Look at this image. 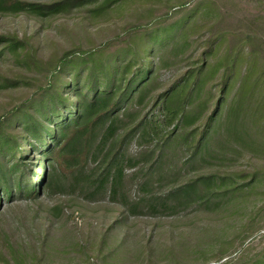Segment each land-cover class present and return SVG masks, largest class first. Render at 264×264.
Segmentation results:
<instances>
[{
	"label": "rangeland",
	"instance_id": "1",
	"mask_svg": "<svg viewBox=\"0 0 264 264\" xmlns=\"http://www.w3.org/2000/svg\"><path fill=\"white\" fill-rule=\"evenodd\" d=\"M124 2L97 15L92 9L98 1L55 17L0 15V35L27 39L34 48L30 52L37 58L31 64L9 52L0 55V76L23 81L17 88L0 90V115L36 97L33 95L48 80V70L66 52H88L107 44L110 52L118 45L114 39L125 38L129 29H157L179 22L186 15L195 24V33L183 39L188 44L166 54L150 95L128 108L133 117L126 119V127L117 135L120 143L127 132L144 123L122 149L127 205L112 201L109 194L89 198V191L93 190L85 186L86 190L75 179H68L73 182L72 187L61 180L53 189H47L45 176L37 199L17 197L5 199L0 205L2 264L6 259L28 264H216L242 257L246 262L264 249V184L252 193L221 195L209 206L193 204L168 213L147 208L151 195H164L200 175L226 172L217 170V164H186L191 153L184 142L186 134L203 126L215 108L221 71L206 81L200 97L201 101L207 100L206 115L194 125L183 126L179 120L164 122L165 113L159 108L158 97L186 72L199 67L206 41L212 37V27L248 29L264 38V0ZM204 3L208 4L201 8ZM144 126L154 135H146ZM174 130L177 137L162 148L166 136ZM198 139L199 135L194 136L192 144ZM112 143L111 140L101 148L98 144L92 146L91 158L80 174L83 180L95 169L99 173L106 167ZM39 165L37 162L35 167Z\"/></svg>",
	"mask_w": 264,
	"mask_h": 264
},
{
	"label": "trees",
	"instance_id": "2",
	"mask_svg": "<svg viewBox=\"0 0 264 264\" xmlns=\"http://www.w3.org/2000/svg\"><path fill=\"white\" fill-rule=\"evenodd\" d=\"M97 1L92 9L94 15L126 3V0L50 3L0 0V15L55 17ZM190 21V15H186L179 22L157 29H129L125 38L114 39L118 45L110 52L109 44L88 52L82 49L66 52L48 70V80L33 95L36 97L0 115V205L5 199L17 197L37 199L47 176V189H53L61 180L72 187L73 182L68 179H75L85 189L93 190L89 191V198L109 194L112 201L126 206L122 149L144 123L127 132L120 143L117 135L126 119L133 117L128 108L137 101L143 102L157 85V73L166 62V54L188 44L183 39L195 33V24ZM211 30L212 37L206 41L199 67L186 72L158 97L159 108L164 110V122L179 120L183 126L194 125L206 115L207 100H200L205 83L212 74L221 71L217 82L220 96L215 108L203 126L186 134L184 142L191 153L186 164H217L220 167L217 170L226 172L200 175L164 195H151L147 208L153 212H175L193 204L209 206L221 195L252 193L264 184V38L248 29L235 30L231 26ZM0 46V55L9 52L28 63H36L37 58L30 52L34 48L27 39L0 35ZM21 80L0 76V90L17 88L23 84ZM143 131L148 136L154 135L149 127L144 126ZM197 135L198 141L192 144ZM176 137L175 130L169 133L162 148ZM111 140L113 146L106 167L99 173L95 169L83 180L80 174L91 158L92 146L98 144L101 148ZM243 259L216 264H264V249L246 262ZM3 264L28 262L6 259Z\"/></svg>",
	"mask_w": 264,
	"mask_h": 264
}]
</instances>
